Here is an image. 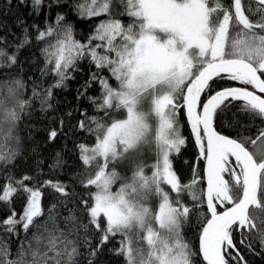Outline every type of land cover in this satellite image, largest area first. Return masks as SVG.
<instances>
[{
	"label": "snow or ice",
	"instance_id": "obj_1",
	"mask_svg": "<svg viewBox=\"0 0 264 264\" xmlns=\"http://www.w3.org/2000/svg\"><path fill=\"white\" fill-rule=\"evenodd\" d=\"M43 3L32 0L33 10L39 13ZM114 8L122 11L114 15ZM75 9L81 18H107L87 42L75 38L62 14L56 16V27L38 30L37 41L55 37L42 49V75L56 77L42 103L71 78L80 61L95 66L85 90L99 83L101 96L88 100L102 115L87 117L90 123L78 122L77 130L94 136L95 142L77 148L87 177L83 186L96 191L91 202L81 198L82 209L61 217L64 201L45 208L41 187L68 198L66 185L45 181L30 187L25 183L32 180L28 175L15 184L7 177L0 202L10 205L18 193L26 202L22 213L12 210L0 227L18 236L19 225L26 244L13 258L8 239L0 238V264H79L81 243L89 245L88 264H94L100 248L116 236L121 237L116 252L126 264H199L193 257H202L205 264H247L242 249L254 251L253 232L264 249V227H258L264 225V97L257 94H264V0H83ZM118 15L130 21L125 24ZM28 42L26 35L17 49ZM17 54L0 48V68L15 65ZM215 78L256 91L235 86L217 90ZM24 88L22 79H0V161L5 164L19 152L18 123L30 106V100L22 98ZM39 95L34 87L33 97ZM181 109L195 137L198 159L205 161L203 173L194 167L187 183L172 159L186 143L178 119ZM60 124L62 132L63 121ZM256 127L255 138L245 133ZM57 136L54 129L49 140ZM153 146L156 159L149 165L143 157ZM59 157L58 152L53 168L61 163ZM125 161L132 162L130 176H121L115 168ZM185 193L194 202L191 206L183 200ZM197 208L198 253L183 234ZM93 228L103 233L95 247L89 239Z\"/></svg>",
	"mask_w": 264,
	"mask_h": 264
},
{
	"label": "trees",
	"instance_id": "obj_2",
	"mask_svg": "<svg viewBox=\"0 0 264 264\" xmlns=\"http://www.w3.org/2000/svg\"><path fill=\"white\" fill-rule=\"evenodd\" d=\"M82 2L83 0H58V2L57 0H44L39 13H37L33 10L32 0H25L24 3H21L20 0H0V48L10 53H18L15 65L11 68H0V79H8L9 77L22 79L25 83L22 98L30 100V106L21 114L18 123L19 152L11 163L5 164L0 161V192H2L7 183L6 178L9 176L13 178V184L24 175L32 177V180L25 181L30 187L37 184L43 185L45 181H59L66 185V191L70 194L69 197H62L52 187H41V203L47 208L58 200H63L64 204L60 207L61 217L67 216L69 210L82 209L84 205L78 204L81 198L91 202V194L96 191L94 187L85 188L83 186V181L87 177L84 165L79 159L77 148V145L82 142L89 145L94 144L95 138L87 132L78 131L77 125L81 120L90 123L87 117L102 115L96 110L95 105L88 100L89 96L100 97L101 88L99 83L94 81L92 86L85 90L86 81L89 80L91 73L97 70L88 60H82L78 63V70L71 72V78L66 80L62 87L53 88L51 98L46 103H42L44 97L47 96L46 89L54 84L56 77L51 73L42 75L41 70L46 63L42 49L46 47L48 38L37 41L36 36L38 30H43L49 25L56 27V16L62 14L65 21L72 24L75 38L81 42H87L95 26L100 20L107 17L102 15L100 17L81 18L77 15L75 5ZM224 3H230V0H224ZM121 18L125 24L129 22L125 17ZM26 35L29 42L17 49V45L21 44ZM102 72L106 76L109 75L107 69L102 70ZM112 83L115 86L114 79H112ZM229 86L247 87L249 90H255L250 85L245 86L236 81L215 78L214 87L217 90ZM34 87L40 93L39 96L33 97ZM78 93H83V95H78ZM257 94L264 97V94ZM236 103L239 104L240 102ZM81 113H85V115L82 116ZM61 121H63L62 132L60 131ZM260 123L259 118H257L256 124L259 126ZM180 124L181 134L186 143L181 147L179 154H173L172 159L174 170L181 181L187 183L192 178L194 167L203 173L205 162L203 159H198L199 149L185 117H180ZM91 126L94 127V125ZM54 129L57 130L58 136L50 141L49 133ZM220 130L232 136L236 134L228 128ZM249 132L255 138L258 127L245 129L246 134ZM58 152L61 163L53 168L52 165L56 162ZM143 160L147 164L151 158L147 157ZM124 168L119 170L120 175L130 176L131 173H129L127 165ZM119 183L117 182L113 190L119 187ZM200 187L201 185H197L198 190ZM204 187L206 188V184ZM183 200L189 206L194 203L187 193L184 194ZM25 202L26 196L22 193L14 195L10 205L0 202V221L10 216L12 210H15L18 215L22 213ZM202 207L206 210V204ZM222 210L224 209H219V211ZM200 211V208L195 209L190 224H185L183 228L185 239L197 253L199 252ZM83 217L84 222L87 223V213H83ZM258 227H264V225L258 223ZM17 228L18 236L9 235L4 227H0V238L8 239L13 258H15V252L21 244H26L24 241L26 234L19 225ZM102 234L93 228L89 234L92 247L100 243ZM80 235L82 236L83 232ZM252 236L254 237V251L249 252L242 249L243 255L247 264H264V249H262L259 239L255 238V232L252 233ZM120 240V236L110 238L109 242L100 248L98 255L94 258V264H126L124 256L118 255L116 252V249L120 247ZM78 249L80 253L77 257L79 264H88L90 258L88 256L89 245L81 243ZM193 259H198L199 264H205L202 257H193Z\"/></svg>",
	"mask_w": 264,
	"mask_h": 264
},
{
	"label": "rangeland",
	"instance_id": "obj_3",
	"mask_svg": "<svg viewBox=\"0 0 264 264\" xmlns=\"http://www.w3.org/2000/svg\"><path fill=\"white\" fill-rule=\"evenodd\" d=\"M119 11H122V9H119V8H114L113 9V13H114V15H116V14H118V12ZM121 17H125V19L126 20H128V21H130V18L128 17V16H126V15H118V18L119 19H122ZM54 39H55V37L53 36V37H48V39H47V43H46V45L48 44V42L49 41H54ZM254 92H255V90H254ZM261 96H263V95H261ZM180 117L182 118V117H185L186 118V116H185V114H184V110L183 109H181L180 111H179V114H178V119H179V121H180ZM190 127V126H189ZM190 129V128H189ZM194 137V136H193ZM194 139H195V137H194ZM198 148V147H197ZM149 155V156H148ZM147 157H149V158H151V160H149L148 161V163L147 164H149V165H151L154 161H155V159H156V157H155V151H154V146H153V150H151V151H147L146 153H145V155H144V159L145 158H147ZM205 162V161H204ZM125 165H127V168H129V173H131V171H132V162L131 161H125V162H123V163H118V164H116L115 165V168H116V170L119 172V170H123V169H125L124 167H125ZM146 172L148 173V174H150L151 173V168H147L146 169ZM116 186V185H115ZM114 186V187H115ZM119 186V185H118ZM114 189V188H113ZM230 207V206H229ZM223 211V210H222ZM101 218H103V217H101Z\"/></svg>",
	"mask_w": 264,
	"mask_h": 264
}]
</instances>
